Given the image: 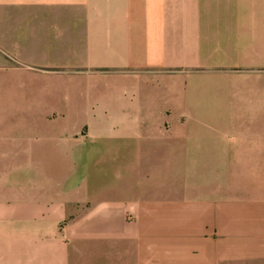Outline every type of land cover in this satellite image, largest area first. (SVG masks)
Segmentation results:
<instances>
[{"label": "crops", "instance_id": "1", "mask_svg": "<svg viewBox=\"0 0 264 264\" xmlns=\"http://www.w3.org/2000/svg\"><path fill=\"white\" fill-rule=\"evenodd\" d=\"M0 264H264V0H0Z\"/></svg>", "mask_w": 264, "mask_h": 264}]
</instances>
